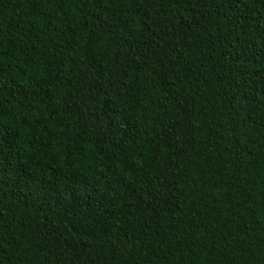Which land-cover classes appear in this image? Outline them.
I'll return each instance as SVG.
<instances>
[{"label": "trees", "instance_id": "trees-1", "mask_svg": "<svg viewBox=\"0 0 264 264\" xmlns=\"http://www.w3.org/2000/svg\"><path fill=\"white\" fill-rule=\"evenodd\" d=\"M0 264H264V0H0Z\"/></svg>", "mask_w": 264, "mask_h": 264}]
</instances>
